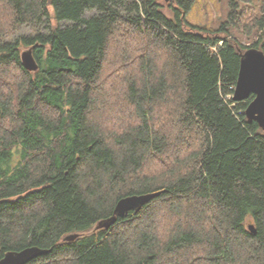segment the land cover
I'll return each mask as SVG.
<instances>
[{
  "label": "trees",
  "instance_id": "16d2710c",
  "mask_svg": "<svg viewBox=\"0 0 264 264\" xmlns=\"http://www.w3.org/2000/svg\"><path fill=\"white\" fill-rule=\"evenodd\" d=\"M196 1L0 0V260L264 264V132L233 99L264 0H228L217 29L188 21Z\"/></svg>",
  "mask_w": 264,
  "mask_h": 264
},
{
  "label": "water",
  "instance_id": "95a60500",
  "mask_svg": "<svg viewBox=\"0 0 264 264\" xmlns=\"http://www.w3.org/2000/svg\"><path fill=\"white\" fill-rule=\"evenodd\" d=\"M165 1L168 2L170 0ZM21 58L24 67L28 71L35 72L38 70L39 65L31 49L23 51ZM252 95L254 98L249 103L245 115L248 121H256L264 132V53L254 48L248 49L243 53L233 99L236 102H242L248 100ZM159 195L160 192L147 193L128 196L119 200L113 215L100 221L96 229H109L119 218L127 217L130 212L140 213L146 205ZM249 228L253 230L254 226L250 225ZM78 237V234L68 235L65 241H74ZM48 253H50L48 249L28 247L21 251L8 252L0 260V264H29Z\"/></svg>",
  "mask_w": 264,
  "mask_h": 264
},
{
  "label": "rangeland",
  "instance_id": "374dc122",
  "mask_svg": "<svg viewBox=\"0 0 264 264\" xmlns=\"http://www.w3.org/2000/svg\"><path fill=\"white\" fill-rule=\"evenodd\" d=\"M160 2L164 6V10L167 11L168 10L167 2L165 0H160ZM95 13H96L95 11L87 12L86 17H90ZM167 13L170 14L169 11ZM227 15H228V0H197L192 10L189 12L187 19L192 24L204 26L209 29H217L220 26V24L226 20ZM32 33L33 31H31V29L24 27L18 34L29 35ZM234 33L236 34L238 32L235 31ZM243 42L244 45L252 44L251 41L246 42L245 40H243ZM27 50L29 49H25V48L23 49V51H27ZM110 59L111 60L113 59L115 61V58L113 56L109 57V60ZM116 82L118 83L119 87H123V85H121V83L118 82V80H116ZM106 123L108 122L106 121ZM160 222L167 223L168 221H163L162 219H160ZM173 222L174 220L169 221L168 223H173ZM166 226H168V224H166Z\"/></svg>",
  "mask_w": 264,
  "mask_h": 264
}]
</instances>
